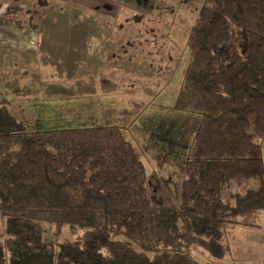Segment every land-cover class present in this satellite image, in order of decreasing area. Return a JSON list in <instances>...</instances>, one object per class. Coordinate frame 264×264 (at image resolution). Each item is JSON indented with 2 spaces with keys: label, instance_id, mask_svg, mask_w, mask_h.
Here are the masks:
<instances>
[{
  "label": "trees",
  "instance_id": "trees-1",
  "mask_svg": "<svg viewBox=\"0 0 264 264\" xmlns=\"http://www.w3.org/2000/svg\"><path fill=\"white\" fill-rule=\"evenodd\" d=\"M24 12L7 16L20 30L37 25V5ZM187 45L176 106L203 119L173 205L151 202L146 166L118 128L20 131L0 110V264H203L194 245L223 259L233 228L259 226L264 0H203Z\"/></svg>",
  "mask_w": 264,
  "mask_h": 264
},
{
  "label": "rangeland",
  "instance_id": "rangeland-1",
  "mask_svg": "<svg viewBox=\"0 0 264 264\" xmlns=\"http://www.w3.org/2000/svg\"><path fill=\"white\" fill-rule=\"evenodd\" d=\"M202 3L0 0V110L22 121L20 131L118 128L146 166L151 202L173 205L203 119L176 106ZM35 5L34 27L25 21L20 30L7 18H26ZM262 148L264 158V141ZM258 186L245 182L240 191ZM2 223L0 214V233ZM190 252L203 264L237 263L233 253Z\"/></svg>",
  "mask_w": 264,
  "mask_h": 264
},
{
  "label": "crops",
  "instance_id": "crops-1",
  "mask_svg": "<svg viewBox=\"0 0 264 264\" xmlns=\"http://www.w3.org/2000/svg\"><path fill=\"white\" fill-rule=\"evenodd\" d=\"M228 244L231 247V254H234L232 255L233 258L237 260L236 262L259 264L261 261L255 257L264 256V211L261 214L259 226H237L233 228L228 234ZM262 250L263 252H261Z\"/></svg>",
  "mask_w": 264,
  "mask_h": 264
}]
</instances>
